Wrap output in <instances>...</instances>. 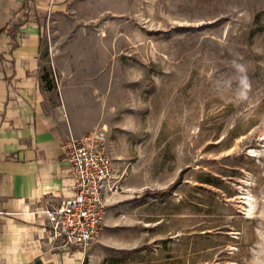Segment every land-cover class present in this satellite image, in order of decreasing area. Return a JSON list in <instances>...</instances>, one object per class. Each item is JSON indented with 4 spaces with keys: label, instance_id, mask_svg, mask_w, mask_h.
Returning <instances> with one entry per match:
<instances>
[{
    "label": "rangeland",
    "instance_id": "obj_1",
    "mask_svg": "<svg viewBox=\"0 0 264 264\" xmlns=\"http://www.w3.org/2000/svg\"><path fill=\"white\" fill-rule=\"evenodd\" d=\"M43 38L53 109L119 185L84 264H264V0H73Z\"/></svg>",
    "mask_w": 264,
    "mask_h": 264
},
{
    "label": "crops",
    "instance_id": "obj_2",
    "mask_svg": "<svg viewBox=\"0 0 264 264\" xmlns=\"http://www.w3.org/2000/svg\"><path fill=\"white\" fill-rule=\"evenodd\" d=\"M72 2L0 0V264H84L50 237L44 214L73 195L62 147L84 134L59 118L43 82V26Z\"/></svg>",
    "mask_w": 264,
    "mask_h": 264
},
{
    "label": "built area",
    "instance_id": "obj_3",
    "mask_svg": "<svg viewBox=\"0 0 264 264\" xmlns=\"http://www.w3.org/2000/svg\"><path fill=\"white\" fill-rule=\"evenodd\" d=\"M73 195L58 204L46 203L50 237L67 251L85 252L98 240L107 214V197L118 190L104 132H89L63 144ZM45 251L52 246L45 243Z\"/></svg>",
    "mask_w": 264,
    "mask_h": 264
},
{
    "label": "clouds",
    "instance_id": "obj_4",
    "mask_svg": "<svg viewBox=\"0 0 264 264\" xmlns=\"http://www.w3.org/2000/svg\"><path fill=\"white\" fill-rule=\"evenodd\" d=\"M237 70L240 73H244L245 72V68L243 65H236ZM240 85H241V92H240V96L241 98H246V94H247V89L249 88V83H248V79L246 76H241L240 78Z\"/></svg>",
    "mask_w": 264,
    "mask_h": 264
}]
</instances>
